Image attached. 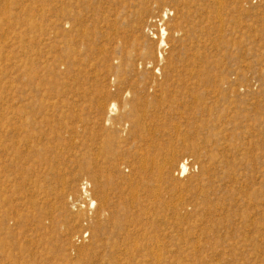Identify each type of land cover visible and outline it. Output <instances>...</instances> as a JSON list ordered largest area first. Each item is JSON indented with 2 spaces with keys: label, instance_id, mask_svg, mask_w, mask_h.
Segmentation results:
<instances>
[{
  "label": "rangeland",
  "instance_id": "obj_1",
  "mask_svg": "<svg viewBox=\"0 0 264 264\" xmlns=\"http://www.w3.org/2000/svg\"><path fill=\"white\" fill-rule=\"evenodd\" d=\"M0 264H264V0H0Z\"/></svg>",
  "mask_w": 264,
  "mask_h": 264
},
{
  "label": "bare ground",
  "instance_id": "obj_2",
  "mask_svg": "<svg viewBox=\"0 0 264 264\" xmlns=\"http://www.w3.org/2000/svg\"><path fill=\"white\" fill-rule=\"evenodd\" d=\"M71 31V30H70ZM162 32L163 33H165V30L163 29L162 30ZM76 59V58H75ZM78 60H80V59H78ZM82 61V60H81ZM76 62H78V61H76ZM103 97V96H102ZM30 143V142H29ZM149 147V146H148ZM142 158H144V155H143V157ZM163 158H164V156H163ZM154 160V157L153 158H151V157H149V158H147V159H144L143 160V162H142V164H141V167H140V171L143 173V174H146V173H148V164H150V162L151 161H153ZM141 161V160H140ZM170 162L171 161H168V160H166V159H164V161L162 162V164H161V166H159V168L158 169H160V170H162L163 168H165V167H167V166H169L170 165ZM154 163H155V161H154ZM152 165V164H151ZM157 167H158V165H157ZM170 167V166H169ZM80 169L84 172V173H86V172H89V177H90V179H91V181L93 182V184H94V188H95V190L98 192V193H102V188H103V186H102V184L100 183V172L98 171V170H94V171H92V169H94V165L92 164V163H89L88 165H82L81 167H80ZM188 169V168H187ZM187 169H186V167L183 165L182 166V172H183V174H185V173H187ZM151 170H153V169H151ZM151 170L149 171L150 173H151ZM159 170V171H160ZM165 170V169H164ZM164 170H162V171H164ZM161 172V171H160ZM164 173V172H163ZM161 174H162V172H161ZM181 175H182V173H181ZM163 176V175H162ZM156 191V190H155ZM131 192H133V191H131ZM132 196V195H131ZM132 200L130 199V202H131ZM136 201V200H135ZM153 201V200H152ZM132 203V202H131ZM135 203V202H134ZM95 204V203H94ZM91 206H92V204H91ZM120 207V206H119ZM121 209H122V207H121ZM122 210H124V209H122ZM126 211V210H125ZM124 222V221H123ZM102 230H103V227H102V225L100 224V225H98L97 227H96V231H95V235L96 236H99L101 233H102ZM129 233V232H128ZM102 256V255H101ZM92 257V256H91ZM95 257V256H94Z\"/></svg>",
  "mask_w": 264,
  "mask_h": 264
},
{
  "label": "built area",
  "instance_id": "obj_3",
  "mask_svg": "<svg viewBox=\"0 0 264 264\" xmlns=\"http://www.w3.org/2000/svg\"><path fill=\"white\" fill-rule=\"evenodd\" d=\"M82 193L84 194L85 197H87L88 193L86 191V187L85 186L82 187Z\"/></svg>",
  "mask_w": 264,
  "mask_h": 264
}]
</instances>
